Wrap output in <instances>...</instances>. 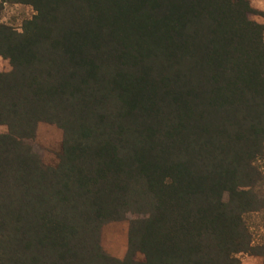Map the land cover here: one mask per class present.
I'll return each mask as SVG.
<instances>
[{
	"label": "trees",
	"instance_id": "1",
	"mask_svg": "<svg viewBox=\"0 0 264 264\" xmlns=\"http://www.w3.org/2000/svg\"><path fill=\"white\" fill-rule=\"evenodd\" d=\"M2 2L34 13L0 20V264L264 258V23L251 0ZM40 122L63 131L50 165L28 142ZM128 212L120 259L101 233Z\"/></svg>",
	"mask_w": 264,
	"mask_h": 264
},
{
	"label": "rangeland",
	"instance_id": "2",
	"mask_svg": "<svg viewBox=\"0 0 264 264\" xmlns=\"http://www.w3.org/2000/svg\"><path fill=\"white\" fill-rule=\"evenodd\" d=\"M0 0V20L14 26L20 27L23 20L31 17L34 10L31 6L18 3L2 2ZM251 5L255 9V13L251 15V18L259 23H264V0H251ZM7 15V21L4 20ZM11 64L6 58L0 56V73L4 71H10ZM6 131V127L0 125V132ZM63 139V131L57 125L48 122H40L37 128L36 137L29 140L33 146L34 152H36L42 159V161L50 165L52 164L57 153L60 151L61 143ZM137 217V214L128 212L125 218L120 220H114L107 222L101 233V244L104 250L112 256L123 259L126 256L129 245V230L130 224L133 219ZM252 222H255L253 217ZM239 264H264V258L259 255L240 254ZM138 259H142V255L137 256Z\"/></svg>",
	"mask_w": 264,
	"mask_h": 264
},
{
	"label": "clouds",
	"instance_id": "3",
	"mask_svg": "<svg viewBox=\"0 0 264 264\" xmlns=\"http://www.w3.org/2000/svg\"><path fill=\"white\" fill-rule=\"evenodd\" d=\"M4 20L7 21V15H5Z\"/></svg>",
	"mask_w": 264,
	"mask_h": 264
}]
</instances>
